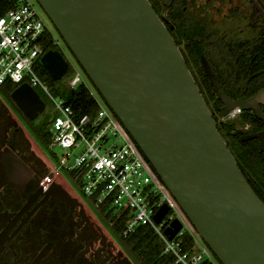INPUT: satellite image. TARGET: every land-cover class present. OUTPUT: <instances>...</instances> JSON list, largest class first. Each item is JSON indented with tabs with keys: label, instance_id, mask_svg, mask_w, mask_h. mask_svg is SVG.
<instances>
[{
	"label": "water",
	"instance_id": "1",
	"mask_svg": "<svg viewBox=\"0 0 264 264\" xmlns=\"http://www.w3.org/2000/svg\"><path fill=\"white\" fill-rule=\"evenodd\" d=\"M64 42L170 191L198 236L221 264H264V201L230 150L216 118L171 35L149 0H37ZM203 67L225 112L236 107L264 120V91L232 100L209 62ZM43 68L54 81L68 61L47 51ZM32 119L46 107L35 88L22 84L14 96ZM259 138L264 154V131ZM169 211L164 204L154 218ZM175 219L165 229L172 240ZM139 262V261H138ZM140 263V262H139Z\"/></svg>",
	"mask_w": 264,
	"mask_h": 264
},
{
	"label": "flooded vegetation",
	"instance_id": "2",
	"mask_svg": "<svg viewBox=\"0 0 264 264\" xmlns=\"http://www.w3.org/2000/svg\"><path fill=\"white\" fill-rule=\"evenodd\" d=\"M149 1L200 90L205 58L232 100L264 91V0ZM19 87L0 85V264H144L123 237L118 216L88 198L71 174L77 189L64 177L44 182L50 167L38 139L52 144L50 123L36 122L45 110L34 119L24 112L20 102L33 104L27 96L15 99ZM259 108L264 113V103ZM247 113L254 112L242 108L228 123L248 136L264 131L241 124ZM214 117L226 137L227 123Z\"/></svg>",
	"mask_w": 264,
	"mask_h": 264
},
{
	"label": "built area",
	"instance_id": "3",
	"mask_svg": "<svg viewBox=\"0 0 264 264\" xmlns=\"http://www.w3.org/2000/svg\"><path fill=\"white\" fill-rule=\"evenodd\" d=\"M48 40L62 54L52 22L33 1L19 0L6 10L0 16V85L26 83L50 94L38 68L48 51ZM68 64L67 86L76 89L83 84L90 89L83 70L74 64L71 70V62ZM92 94L97 108L83 115L77 114L64 96L60 95L62 100L58 102L50 94L56 113L51 121L52 144L65 150L60 166L77 181L82 179L83 193L97 206H105L106 212L116 216L127 211L124 238L148 226L163 245L162 255L174 257V264H220L210 249L202 246L193 226L121 121ZM241 114L242 108L236 107L219 120L231 122ZM58 177L63 176L55 168L50 169L44 182L51 184ZM164 204L169 211L157 223L154 216ZM175 219L181 221L182 228L171 240L165 229ZM186 238L193 242L188 251L183 250Z\"/></svg>",
	"mask_w": 264,
	"mask_h": 264
},
{
	"label": "trees",
	"instance_id": "4",
	"mask_svg": "<svg viewBox=\"0 0 264 264\" xmlns=\"http://www.w3.org/2000/svg\"><path fill=\"white\" fill-rule=\"evenodd\" d=\"M18 1L19 0H0V16L3 15L6 10L14 7L18 3ZM45 48L48 51L57 49V47L54 46L53 43L49 40L46 42ZM199 66L202 72V76H200V85L204 91L203 92L201 90V92L213 115L215 114L220 118L222 115L226 114L225 106L221 98L214 91L213 85L209 77L207 76V73L202 68L200 62ZM38 68L40 76L42 78L45 75L49 76L42 65H40ZM13 86L16 87L17 85L13 84ZM98 94L101 97L99 92ZM60 95L66 98L67 104L71 105L77 114L83 115L86 113H91L97 108V103L92 94V91L83 84L76 89H71L67 86L66 83ZM244 123L253 124L255 131L264 129V121L254 113L244 114L241 124ZM235 128L236 125L234 123L227 122V124H225V131H227V136L225 135L227 139L225 140L228 143L230 150L234 154L240 168L247 177L248 181L250 182L256 193L264 201V156L261 145L259 144L258 139H248L247 137L249 133H244L240 130H236ZM102 210L105 211V206L102 208ZM127 222V211H124L123 213H120L118 215L117 221V224L120 225L122 231L124 230ZM129 242L137 256L144 264L175 263L174 257L170 255H162L163 245L156 241L153 229L148 226L140 227L134 234H132L131 237H129ZM192 245V240L190 238H186V243L183 247V250L188 251Z\"/></svg>",
	"mask_w": 264,
	"mask_h": 264
},
{
	"label": "rangeland",
	"instance_id": "5",
	"mask_svg": "<svg viewBox=\"0 0 264 264\" xmlns=\"http://www.w3.org/2000/svg\"><path fill=\"white\" fill-rule=\"evenodd\" d=\"M33 1L39 8L41 11L44 12V10L42 9V7L39 5V3L37 2V0H31ZM45 13V12H44ZM48 17V16H47ZM53 25V24H52ZM53 28L55 30V27L53 25ZM56 32V30H55ZM58 33V31L56 32ZM58 37L60 39L61 45L63 47L62 54L66 57L68 62H71V70L73 69V64L77 67V68H81L80 64L77 62L76 58L74 57V55L72 54V52L70 51V49L68 48V46L66 45V43L64 42L62 36L58 33ZM83 70V69H82ZM48 73V72H47ZM83 77L87 80V82H89L90 85V89L92 90V92L98 96L101 101L105 104L106 107L107 104L105 103V101L99 96L97 89L95 88V86L90 82V80L88 79L87 75L85 74L84 70L82 71ZM49 75V74H48ZM69 76V72L62 77L60 80L58 81H54L51 76H44L42 78L43 82L45 83V85L48 87V90L50 92V94L58 101L60 102L62 99L60 98V93H62L63 88L66 84L67 78ZM36 91L38 92V94L41 96V98L44 100V102L46 103V109L45 111L38 117L37 119V123L38 124H42L43 122H48L50 123V127H51V121L53 119V117L56 115L55 113V105L52 101V98L50 96L49 93H47L46 91H44L42 88L38 87L36 88ZM37 138V137H36ZM38 139V138H37ZM39 146L41 147V149L43 150L44 154L47 156L48 159V163H49V167L50 169H56L57 172L61 173L62 176L68 181V183L71 184V186H73L74 188L77 189V186L75 185V183L73 182V180L71 179V177L66 173V171L64 170V168H62L60 166L59 161L62 159V157L65 154V150L57 145L51 144L50 142L47 143V146L45 144H43L39 139ZM82 182V179L78 180V184L80 185ZM83 198L86 202H88L87 197L84 196L83 194ZM89 203V202H88ZM186 218V217H185ZM194 228V227H193ZM195 230V229H194ZM156 237V241H159L157 236ZM200 238V237H199ZM200 241L202 243V246L204 248H208V246L206 245V243L200 238ZM209 249V248H208Z\"/></svg>",
	"mask_w": 264,
	"mask_h": 264
}]
</instances>
